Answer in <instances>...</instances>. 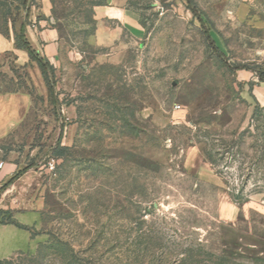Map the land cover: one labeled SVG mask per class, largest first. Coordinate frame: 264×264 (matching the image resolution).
<instances>
[{"label":"rangeland","instance_id":"obj_1","mask_svg":"<svg viewBox=\"0 0 264 264\" xmlns=\"http://www.w3.org/2000/svg\"><path fill=\"white\" fill-rule=\"evenodd\" d=\"M108 8L0 0L3 35L29 44L36 27L59 44L53 65L36 51L0 57V92L31 100L1 156L35 172L33 188L8 182L0 201L40 202L35 248L3 264H264L252 257L264 255V192L252 193L264 162L234 199L264 149L251 95L264 77V0H128L143 32L107 45ZM239 141L241 154H224Z\"/></svg>","mask_w":264,"mask_h":264},{"label":"crops","instance_id":"obj_2","mask_svg":"<svg viewBox=\"0 0 264 264\" xmlns=\"http://www.w3.org/2000/svg\"><path fill=\"white\" fill-rule=\"evenodd\" d=\"M108 13L109 22L113 24V27L102 24L98 29V34L107 45L118 40L124 31L135 36L143 32L137 17L128 8V0H109ZM26 34L31 50L39 52L53 65L58 58V34L52 30H38L36 27L27 28ZM14 52L23 54L25 50L17 49L14 39L0 33V57ZM251 95L258 105L264 107L263 82L253 86ZM30 106V97L25 93L0 92V144L9 137L12 130L22 126ZM1 152L3 151L0 148V189L8 182L11 183V191L14 194L27 185V188H33L31 181L34 179L32 174L35 172L24 171L15 178L21 170L16 154L11 152L3 158ZM39 208V200H33L29 194L28 196L25 194L16 196L10 207L7 204L3 205L0 201V214L2 211H7L5 209H10L12 218L10 223L2 222L0 219V261L8 259L17 252H26L35 248L37 243L35 237L32 238L28 231L18 228L17 225L35 228L40 221ZM252 257L264 258V255L263 257L253 255Z\"/></svg>","mask_w":264,"mask_h":264},{"label":"trees","instance_id":"obj_3","mask_svg":"<svg viewBox=\"0 0 264 264\" xmlns=\"http://www.w3.org/2000/svg\"><path fill=\"white\" fill-rule=\"evenodd\" d=\"M193 12V11H192ZM1 33V32H0ZM5 36V35H4ZM15 45H16V48L17 49H22V50H25V51H27L30 55H32V53H33V51L31 50V48H30V46H29V44L27 43V42H24L23 44L22 43H20L19 41H18V37L16 36L15 37ZM39 63V62H38ZM46 63H47V65H49V62L48 61H46ZM260 81L261 82H264V77H260ZM258 106V105H257ZM255 117H257V111L255 110L254 111V114L252 115V118H255ZM243 142V141H242ZM242 142L241 141H239V142H237V143H232L231 145H226L225 143L224 144H222V149H223V152H224V154H227V155H229L230 157H235V155L236 154H241L240 152H239V147H241V145H242ZM263 145H264V142H263ZM58 147H60V140L58 141ZM234 148H236V151H234ZM61 149H63V148H61ZM57 155H61L60 153H57ZM224 157V156H223ZM223 157H222V159H223ZM245 157V158H244ZM246 157L247 156H245L244 154H243V161L242 162H239V169L240 170H242V166L245 164V159H246ZM211 159V158H210ZM211 162H212V164H214V162L212 161V160H210ZM261 162H264V149L262 150V152L260 153V156H259V158H257L255 161H253L248 167H247V169H249L248 170V173L246 174V178H245V180H244V182H242L241 183V188L239 189V190H237V192H236V194L234 195V199L235 200H243V199H246L247 198V196L246 195H244V189H245V187H246V185H247V183H248V180H249V177L252 175V173H253V168H255L256 166H257V164H259V163H261ZM245 168H246V166H245ZM20 173L21 172H19L16 176H15V178L16 177H18V175H20ZM222 174L223 173H221L220 171L218 172V175L219 176H222ZM263 180V182H262V184H255L254 185V190L252 191V193H254V194H260V193H263L264 192V179H262ZM17 227L18 228H20V229H23V230H26V231H28L29 233H30V235H31V237L32 238H34L35 236H37L38 234L36 233V231L34 230V228H29V227H26V226H22V225H17ZM3 261L4 260H1L0 261V264H3Z\"/></svg>","mask_w":264,"mask_h":264}]
</instances>
